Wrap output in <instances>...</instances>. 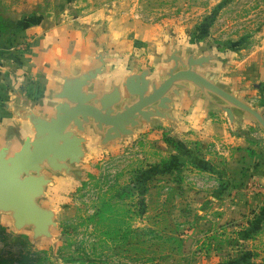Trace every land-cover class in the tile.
<instances>
[{
  "label": "rangeland",
  "instance_id": "374dc122",
  "mask_svg": "<svg viewBox=\"0 0 264 264\" xmlns=\"http://www.w3.org/2000/svg\"><path fill=\"white\" fill-rule=\"evenodd\" d=\"M0 9L135 50L161 41L212 51L229 86L264 114V0H0ZM250 119L237 131L246 146L178 138L161 121L105 148L91 133L77 176L53 175L42 200L56 211L55 238L33 240L0 214V264H264V130Z\"/></svg>",
  "mask_w": 264,
  "mask_h": 264
},
{
  "label": "water",
  "instance_id": "95a60500",
  "mask_svg": "<svg viewBox=\"0 0 264 264\" xmlns=\"http://www.w3.org/2000/svg\"><path fill=\"white\" fill-rule=\"evenodd\" d=\"M177 54L174 50L168 58L173 64L162 79L150 78L149 68L144 67L108 90H89L104 73L106 52L98 51L88 69L61 76L59 90L53 94L57 104L50 116L32 110L17 114L31 123L34 133L15 151L11 138L0 147V214L10 217L16 231L30 230L33 240L55 238L56 211L41 200L47 196L52 175L77 176V165L86 157L85 134L90 127L101 135L99 146L105 148L134 136L143 122L159 118L176 123L171 105L181 90H187L193 91L192 98H203L205 105L218 106L231 125L236 120L235 110H239L264 130L263 111L215 82V74L207 66L216 55Z\"/></svg>",
  "mask_w": 264,
  "mask_h": 264
},
{
  "label": "crops",
  "instance_id": "0c3cea01",
  "mask_svg": "<svg viewBox=\"0 0 264 264\" xmlns=\"http://www.w3.org/2000/svg\"><path fill=\"white\" fill-rule=\"evenodd\" d=\"M3 17L17 23L14 29L12 25L4 28L0 26V147L11 138L12 151L19 149L24 139L34 133L31 123L21 119L17 114L32 110L45 117L50 116L57 104L53 94L59 90L61 76L76 75L88 69L95 62L98 51L106 52L104 73L93 81L87 88L89 90H108L112 84H122L127 75L133 72L140 73L144 67L149 68L150 78L162 79L163 72L173 64L168 58L174 50H178L177 55L180 56L193 52L209 55L212 52L201 49L183 51V47L178 46L176 42L168 47L166 42L161 43V41H147L146 49L135 50L134 41H124V39L99 41L90 27L84 26L79 29L73 24L61 23L46 30L44 18L35 14L13 17L5 13ZM24 41L29 43L23 55L20 45ZM258 50L263 52L264 45ZM212 53L218 58L212 60V64L208 65L207 69L215 74V82L245 101L242 96L245 92L238 94L234 87L227 83V76L223 75L221 66L224 58ZM130 59L134 62V66L126 70L128 69L126 63ZM137 61L141 63L136 65ZM232 83L235 84V80ZM192 96L193 91L181 90L180 96L172 102L170 113L176 123L155 118L149 123L143 122L136 129V133L142 126L149 125L152 129L155 122L161 121L170 124L172 133L179 136L178 138L203 141L225 140L233 145L246 146V134L237 131L244 129L246 123H250V116L235 110L236 120L231 125L225 112L218 106L213 103L205 105L203 98H192ZM240 118L244 119L241 121L242 125ZM91 133L99 136V146L101 135L92 127L85 134L86 143ZM51 177L54 181L53 175Z\"/></svg>",
  "mask_w": 264,
  "mask_h": 264
},
{
  "label": "trees",
  "instance_id": "16d2710c",
  "mask_svg": "<svg viewBox=\"0 0 264 264\" xmlns=\"http://www.w3.org/2000/svg\"><path fill=\"white\" fill-rule=\"evenodd\" d=\"M10 25H12V28L14 29V28H16L17 23H16V21L5 19L4 17L1 16V13H0V26L2 28H4V27L10 26Z\"/></svg>",
  "mask_w": 264,
  "mask_h": 264
}]
</instances>
